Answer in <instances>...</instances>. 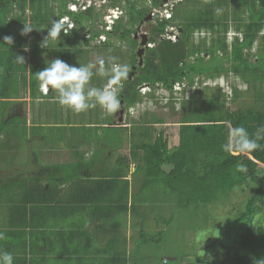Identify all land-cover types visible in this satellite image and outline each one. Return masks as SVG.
I'll list each match as a JSON object with an SVG mask.
<instances>
[{
	"label": "trees",
	"instance_id": "1",
	"mask_svg": "<svg viewBox=\"0 0 264 264\" xmlns=\"http://www.w3.org/2000/svg\"><path fill=\"white\" fill-rule=\"evenodd\" d=\"M54 1L58 3V16L53 15L54 7L49 5V0H0V49L4 50L0 52L1 85H7L20 98L29 94L33 100L39 86L36 72L46 66L47 60L59 58L70 64L75 52L86 54V47H89L87 51L90 52L92 48H103L113 52V57H117V47L108 39L103 41L101 47L96 43L90 45L101 33L107 38L126 41L129 58L125 64L128 65L129 72L132 70L138 60L130 25L148 13V7L138 4L137 1L123 0L127 21L123 23L122 18H117L108 30H89L86 37L82 29L88 22L94 25L99 18V13L94 11L95 6L90 5L82 11L70 12L66 8L68 0ZM121 2L122 0H109L108 5L118 6ZM152 3L156 5L158 2L152 0ZM181 3L189 11L187 15L177 17L176 8L172 17L157 21L152 34L161 38L146 48L142 65H138L134 75L127 77L119 87L118 95L123 109L142 103L138 88L143 84H160L167 89L171 93L167 103L171 106L174 103V84L187 81V86L190 87L195 76L214 80L232 74L246 85V89L240 91L237 86L231 85L230 93H226L220 87L205 84L200 90L189 94L188 99L181 100L182 107L188 105L189 110L178 111L177 122L167 121L164 116L167 111L164 109V115L161 113L158 117L153 112L151 119H148L146 115L149 112L146 111L138 119H132L129 128V154L136 163L133 174H144L142 188L146 189L158 183L184 206L198 202L207 207L224 203L237 187L251 188V194L243 202L242 211L237 216L238 220L246 222V227L241 232H234L239 234V239L235 246L237 251L232 254L231 259L233 258L232 264H264V147L250 155L229 153L222 147L226 142L228 129L243 126L250 137L254 138L257 129L264 126V0H182L179 4ZM230 3L233 5L231 8ZM63 11L76 22V27L65 36L77 37L60 44V49H55L57 42L54 41L50 42L47 49H42L39 46L42 39L39 30L43 25H51L53 19H59L64 14ZM170 22L181 28L178 39L173 42L164 36ZM24 24L34 29L22 36ZM231 25L240 36L234 35L228 41L227 32L232 28ZM197 30L208 33V37H201L195 42L192 38ZM5 36L14 38L11 46L3 44ZM28 41L29 52L24 51ZM254 44L256 49L253 52ZM75 45L85 51L77 49ZM43 53L54 56L46 60ZM17 55L24 56V64L17 62ZM117 62L124 64L119 60ZM97 82L104 84L106 78L99 77ZM3 96L0 93V97ZM243 96L247 98L244 103L228 105V102L237 103ZM150 97L160 106V100L152 95ZM0 104L5 105V102L0 101ZM197 106H201V111L197 110ZM2 109L0 107V118L5 117ZM17 117L18 119L12 118L6 123L0 119V135L6 125L15 120L24 123L27 128L26 119ZM32 129L36 133L37 127ZM17 132L19 136L26 134L21 127ZM259 143L264 146V139ZM14 151L15 148L13 153ZM240 163L246 166L247 171L237 170ZM128 164L127 161V167ZM0 170L8 174L7 178L5 174L4 178L0 176L3 178L0 189L6 190V193L10 191L13 197L17 196L19 199L23 193L27 194V177L25 181L22 173L15 176L13 171L6 168ZM125 187L127 196V179ZM255 216L258 218L255 219ZM118 228L120 229V225ZM119 235L122 238L126 236L121 232ZM136 248V255L144 261L147 257L142 254V248ZM194 260L196 264H206L198 256ZM192 261L178 264H192ZM165 264L172 263L167 261Z\"/></svg>",
	"mask_w": 264,
	"mask_h": 264
},
{
	"label": "crops",
	"instance_id": "2",
	"mask_svg": "<svg viewBox=\"0 0 264 264\" xmlns=\"http://www.w3.org/2000/svg\"><path fill=\"white\" fill-rule=\"evenodd\" d=\"M27 47L29 52V41ZM104 84L94 81L91 86ZM0 93L4 95L0 101L5 102L1 111L9 116L6 122L25 118L32 140L56 143L48 149L49 161L22 173L27 175L26 195L19 199L9 191L0 196L8 206L0 215V250L10 252L14 264H149L136 255V238L131 236L147 217L138 206L141 200L136 202L133 196L147 190L133 174L136 163L129 154V128L135 118L120 120L119 111L107 114L94 108L82 113L62 108L61 117L58 108L51 111L56 94L52 90L43 94L39 86L33 100L29 94L20 98L7 85L0 86ZM44 128L49 132L43 133ZM166 190L161 186L164 196ZM149 192L145 196H154L151 199L158 203L157 194ZM118 230L126 236L122 238Z\"/></svg>",
	"mask_w": 264,
	"mask_h": 264
},
{
	"label": "rangeland",
	"instance_id": "3",
	"mask_svg": "<svg viewBox=\"0 0 264 264\" xmlns=\"http://www.w3.org/2000/svg\"><path fill=\"white\" fill-rule=\"evenodd\" d=\"M70 1L71 0H68L69 3ZM102 1L104 0H101L100 2L99 0H82V2L79 3L77 10L82 11L85 7H88L89 4H91L96 8V10L94 11L96 13H99V18L96 20L97 22L94 25H90V22H88V25H86V27L82 29L85 35L89 34V30H95L96 28H110L115 21V18L117 17L122 18L123 23L127 21L126 9H124L123 7V0L118 6L108 5L109 0H106V4H101ZM131 1H137L138 4L148 7L149 13L152 16L156 13V9H159L161 11L159 16L164 18L166 17V15H168V13H171L172 5H175L179 0H169L167 4L163 5L161 8H155L151 6L150 0ZM68 2L66 3L67 9V4H69ZM83 2H85V6H82ZM49 5H53L54 7L52 10L53 15L58 16L59 12L57 1L49 0ZM232 6V3H230L229 8H231ZM175 7H177V17H184L189 12L186 8L183 7L182 3L178 4V6L176 4ZM26 13L29 14V11H26ZM63 13L64 14L62 16L66 15V12L63 11ZM151 21L153 22V20L145 21L140 27L139 31H136L137 26L135 24L134 26H132L133 34L138 33L135 45L136 54L137 50L140 47L144 48V46H141V40L139 37L142 33L145 32L144 26H148ZM70 22L71 23L68 26H72L71 28L67 26L66 34L68 31H71L76 27V22L71 18ZM48 27H50V25H43V27H41V29L39 30V34H41L42 39L44 38V36H46ZM178 33V26L169 25L167 26V30L164 35L166 37L170 35V40L173 42L178 39ZM102 34L103 36H101V39L92 40L90 45L96 43L99 45V47H101L103 41H106L108 39L113 43L114 46L117 47V60L122 61L125 64L129 58V46L126 41L123 42L114 37L107 38L104 33ZM147 35L149 38L145 43L146 46L153 45L161 38L159 35H153L152 33H149ZM208 35V33H201V30H197L196 32H194L192 39L196 42L201 39V37H208ZM234 35L240 36V34H237L235 32L232 26V28H229L227 32V40L231 41ZM75 36L76 35H70L69 37H67L62 31V33L60 34V39L53 40L54 43L57 42L55 49H60V47L62 46H60V44L74 39ZM75 46H77V49L80 50L85 51L86 49V54H84L83 52H75L76 55L74 54V56H72V61H70V64H78V62L81 64H85L89 61L95 60L98 57H102L105 59H107L108 57H113V52L110 53L108 52V50H105L103 48H92V51L90 52L87 51L89 47H86L84 49L82 47H79L78 45ZM145 49L146 48H144V52ZM255 49L256 44H254L252 51L254 52ZM144 52L141 53L142 61ZM53 56L54 54H45V59H51ZM204 56L205 58H208L206 54H204ZM192 59L193 58H191V60ZM137 60L139 61L138 55ZM138 65L139 63L137 62L135 68ZM133 75L134 73L131 74V77ZM97 80H99V77H93L90 83L94 81L97 82ZM179 84H176V90H173L172 92V96L174 97V103L172 106L167 103L171 93L167 89L162 88V86L160 85L154 86L153 93H140L142 95V103H140L136 108H133L132 112L129 111V108L124 109L121 117H125L126 121H128L130 118L137 119L139 116L143 115V112L147 111L149 112V114H147L146 116L148 117V119H151L150 115L153 112L157 113L158 117L161 116V113L163 114L162 110L164 109L165 111H167L166 115L163 114L165 116V119L167 121L171 120L173 122H177V112L181 109H184L185 112L189 110L188 105L182 107V105L180 104L181 100L188 99L187 97L189 94L200 90L202 87H204L205 84H208V86L210 87H220L222 91H225L226 93H230L231 85L237 86L240 91H244L246 89V85L238 77H235L232 74L227 77L220 76L214 80L204 79L201 76H195L193 84L190 87L189 85L187 86V81H185L183 84ZM139 90H141V88H139ZM150 95L161 101L160 106H157L152 101ZM245 101H247V98L243 96L239 98L237 103L228 102V105L236 106L237 104H242ZM33 107L35 108V106ZM33 107L31 108L30 106V111L34 110ZM17 108L18 107L15 105V111L17 110ZM56 108L59 109V114H61L60 116L62 117V107L57 102L55 107L52 108L51 111H54ZM197 110L201 111V106H197ZM94 111L102 112V110L98 106L94 108ZM116 115H118V113ZM8 117L9 116H6L0 119H3V123H6L5 119H7ZM14 118L18 119V117ZM71 120L73 121V119ZM19 127H21L23 131H26L25 136H19V132H17L19 130ZM42 132H49L48 128H44ZM2 133L3 134L0 135V169H5L7 167L8 171H13L15 173V176L19 173L28 174V171L34 168L35 163H38V165H43L46 161H49V158H47V154L49 153L48 149H54L56 145V143H54L53 141L50 142L49 140L35 142L34 140H32L30 136L31 134L28 132V128L25 127L24 123L18 122V120H15L13 123L10 122L8 125H6V128ZM14 148L15 151L13 153ZM126 148V152L128 153V147ZM8 166H10L11 169H9ZM58 167L59 166L56 165V168ZM0 174V176H2L3 178L4 174L6 175V178L8 177V174L4 173V170H0ZM26 176L27 175L23 176L25 177V181ZM136 176L140 181H143L144 174L138 172ZM3 178L0 177V183L3 182ZM21 178L22 177H20L19 179L21 180ZM152 188L153 190H151ZM146 189V193H137L136 195H133L134 200L136 198L141 200L138 202L136 199V202L139 203V208L147 212V217L144 220H141V224L139 222L137 228L132 231L131 236L132 240L136 238V246L142 248V254L147 257V263L161 264V261L166 259L168 263L172 264H178L181 262L190 263L192 260V264H196L194 259L196 256H198L202 258L206 264H232L233 258L229 260L228 258H231L232 254L236 253L237 248L235 246L239 239V234H235L234 232L235 230H240L241 232V230L246 227V222L243 220H238L237 216L242 211L243 202L251 194V188H246L245 186L237 187L236 189H234L230 198L224 203L213 204L208 207L201 204V202L184 206V204H180L179 199L174 197L173 194L171 196L169 195V204H165L164 198L168 193L170 194V192L166 190L167 193L164 196V194L161 193V186L158 183L152 184L149 188ZM149 191H153L157 194L155 198H158V203H155V201L151 199L150 195L145 196ZM5 195L6 190L0 189V196L4 197ZM2 197H0V215L4 216L6 214L8 206L1 201ZM150 210L154 211V213H152ZM258 216L260 217V215ZM258 216H255V219H257ZM2 220L3 219L0 218V221ZM143 234L145 235L142 236ZM123 235L125 234L123 233ZM228 255L229 257H227Z\"/></svg>",
	"mask_w": 264,
	"mask_h": 264
},
{
	"label": "clouds",
	"instance_id": "4",
	"mask_svg": "<svg viewBox=\"0 0 264 264\" xmlns=\"http://www.w3.org/2000/svg\"><path fill=\"white\" fill-rule=\"evenodd\" d=\"M71 2H75V0H71ZM69 4H67L68 11H79L77 9L71 10ZM101 4H106V0L102 1ZM61 17H66L67 22H62L61 19L52 20L50 27L47 28L46 36L40 42L39 46L42 49H47L51 41L59 40L62 31L66 34L67 26L71 23V17L68 14ZM68 27L71 28V26ZM33 29L30 25L24 24L21 35H27ZM101 35L103 34L101 33L94 40L99 39ZM13 43V37H3V44L11 46ZM24 51H28L27 46H24ZM24 59L22 55L16 56V60L19 63L24 64ZM45 63L46 66L36 72L40 90L41 92H47L46 94H48L49 90H52L56 94V100L62 108L71 110L74 113H82L99 106L107 114H112L119 109L118 89L123 81L127 79L129 67L127 64L117 62L116 57H108L107 59L98 57L85 64L79 62L78 64H69L59 58L47 60ZM93 77L106 78V83L103 87L91 86L90 82ZM262 139H264V126L257 129L254 138L250 137L245 127L236 126L228 129L226 142L222 147L224 151L229 153L250 155L252 152L264 147L259 143ZM237 170L245 172L247 168L243 163H240ZM0 264H14L13 255L10 252L0 250Z\"/></svg>",
	"mask_w": 264,
	"mask_h": 264
},
{
	"label": "flooded vegetation",
	"instance_id": "5",
	"mask_svg": "<svg viewBox=\"0 0 264 264\" xmlns=\"http://www.w3.org/2000/svg\"><path fill=\"white\" fill-rule=\"evenodd\" d=\"M169 0H157V4L156 5H154L153 3H152V0H150V4H151V6H153V7H155V8H161L163 5H166L167 4V2H168ZM182 0H179L178 2H176V4H177V6H178V4L181 2ZM176 4L175 5H172V8H171V13H168V15H166V17L168 18V17H172L173 16V11L177 8V7H175L176 6ZM175 8V9H174ZM160 10L159 9H156V13L155 14H153V16L149 13V11H148V13H145L141 18H139L138 19V21L135 23H131V28H132V26H134V24L137 26L136 27V31H139V29H140V27L143 25V23L145 22V21H149V20H153V22L151 21L150 22V24L148 25V26H144V29H145V32L144 33H142L141 35H140V40L142 41V39H143V36L145 35L146 37H145V39H146V41L148 40V35L147 34H149V33H152L153 32V30H154V28H155V25H156V23H157V21H160V20H162L163 19V17H161V16H159V14H160ZM166 17H164V18H166ZM169 25H172V26H174L173 25V23H169L168 24V26ZM179 28V32L181 31V28L180 27H178ZM135 31V32H136ZM133 34V33H132ZM144 34V35H143ZM138 36V33H134L133 34V36H132V39L136 42V37ZM135 38V39H134ZM123 42H125V40L123 39L122 40ZM148 47V46H147ZM146 47V48H147ZM146 50V49H145ZM134 71H135V66H132V70L129 72V74H133L134 73ZM131 77V76H130ZM130 77H128V78H130ZM229 259H231V258H228V260ZM229 264V263H228Z\"/></svg>",
	"mask_w": 264,
	"mask_h": 264
},
{
	"label": "built area",
	"instance_id": "6",
	"mask_svg": "<svg viewBox=\"0 0 264 264\" xmlns=\"http://www.w3.org/2000/svg\"><path fill=\"white\" fill-rule=\"evenodd\" d=\"M91 1V0H90ZM80 2H82V0H75V2H71L70 4H69V7L71 8V10H74V9H78V6H79V3ZM82 6H85V2H83L82 3ZM86 8V7H85ZM61 20H62V22H67V18L66 17H61ZM70 24V23H69ZM72 26V25H71ZM101 36H103V35H101ZM101 36H99V39H101ZM170 35H168L166 38H170L169 37ZM103 40H105V39H103ZM150 46V45H149ZM176 84L177 83H175L174 84V86H173V88H174V90H176ZM179 84V83H178ZM183 84V83H182ZM160 84H156L155 86H159ZM180 85V84H179ZM161 86V85H160ZM153 87L154 86H151V85H149V84H143V85H141V86H139V88H141V90H139V88H138V91L140 92V93H143V94H146V92L147 93H153L154 92V90H153ZM163 88V87H162ZM43 92V91H42ZM49 92V91H48ZM44 94H46L47 92H43ZM140 103H137L136 105H134V106H132V107H129V111L130 112H132V109L133 108H136L138 105H139Z\"/></svg>",
	"mask_w": 264,
	"mask_h": 264
},
{
	"label": "water",
	"instance_id": "7",
	"mask_svg": "<svg viewBox=\"0 0 264 264\" xmlns=\"http://www.w3.org/2000/svg\"><path fill=\"white\" fill-rule=\"evenodd\" d=\"M146 39H145V36H143V39H142V41H141V46H144V48H146L147 46H146ZM144 48H142V47H140L138 50H137V55H138V57H139V61H138V63H139V65H142V63H143V61H142V59H141V53L142 52H144ZM131 76V74H129L128 75V77H130ZM123 106H122V101H120V107H119V115H120V120H121V116H122V113H123Z\"/></svg>",
	"mask_w": 264,
	"mask_h": 264
}]
</instances>
